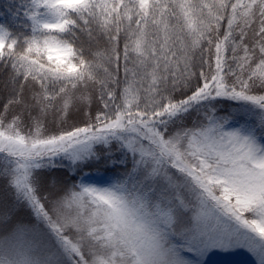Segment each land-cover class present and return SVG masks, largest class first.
Segmentation results:
<instances>
[{
  "label": "snow or ice",
  "instance_id": "obj_1",
  "mask_svg": "<svg viewBox=\"0 0 264 264\" xmlns=\"http://www.w3.org/2000/svg\"><path fill=\"white\" fill-rule=\"evenodd\" d=\"M22 16L28 31L0 23V264L237 247L264 264V0H27Z\"/></svg>",
  "mask_w": 264,
  "mask_h": 264
},
{
  "label": "trees",
  "instance_id": "obj_2",
  "mask_svg": "<svg viewBox=\"0 0 264 264\" xmlns=\"http://www.w3.org/2000/svg\"><path fill=\"white\" fill-rule=\"evenodd\" d=\"M27 2V0H0V23H6L10 29L15 33H21L28 31V29L23 27V16H22V6ZM3 166V161L0 160V167ZM83 172L87 176L96 175L95 171L89 166L85 165L83 167ZM4 194L2 185H0V195Z\"/></svg>",
  "mask_w": 264,
  "mask_h": 264
},
{
  "label": "rangeland",
  "instance_id": "obj_3",
  "mask_svg": "<svg viewBox=\"0 0 264 264\" xmlns=\"http://www.w3.org/2000/svg\"><path fill=\"white\" fill-rule=\"evenodd\" d=\"M0 95H2V92H0ZM64 163L67 164V161ZM213 260L215 264H256L257 257L246 248L237 247L228 253L213 257Z\"/></svg>",
  "mask_w": 264,
  "mask_h": 264
}]
</instances>
